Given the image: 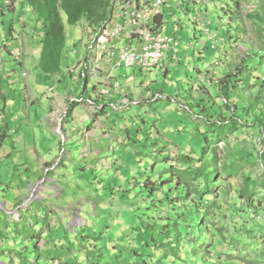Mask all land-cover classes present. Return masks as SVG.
Returning <instances> with one entry per match:
<instances>
[{"label": "rangeland", "instance_id": "obj_1", "mask_svg": "<svg viewBox=\"0 0 264 264\" xmlns=\"http://www.w3.org/2000/svg\"><path fill=\"white\" fill-rule=\"evenodd\" d=\"M6 2L0 0V264H22V256L35 264L33 250L48 255L39 264H264V86L257 72L243 70L264 48V0L168 1L178 6L165 7L157 26L179 40V65L167 73L118 68L111 78L118 86L107 73L102 93L80 67L106 29L84 19L69 25L62 13L61 71L45 78L36 15L20 0L3 8ZM198 13L210 22L215 49L194 21ZM70 102L76 106L66 116ZM212 123L238 129L215 142ZM206 147L208 158L216 157L206 163L208 177L212 168L218 174L198 199L179 184L187 167L180 157L197 158ZM193 207L206 214L209 247L190 252L199 243L196 228L195 247L181 240L172 252L165 235L172 224L187 225ZM21 219L35 238L18 233Z\"/></svg>", "mask_w": 264, "mask_h": 264}, {"label": "trees", "instance_id": "obj_2", "mask_svg": "<svg viewBox=\"0 0 264 264\" xmlns=\"http://www.w3.org/2000/svg\"><path fill=\"white\" fill-rule=\"evenodd\" d=\"M21 5L33 11L36 15L37 22L40 23L41 49L38 56V68L43 76L48 78L61 71L62 52L65 43V27L61 14L63 13L66 16V21L69 25H76L84 19L90 26L95 28L100 27L102 29L103 26L109 23L112 19L113 0H21ZM155 23L158 26H161L162 21L159 16H155ZM243 70L246 73L257 72L261 77L255 76L254 78L259 80L257 83L261 87L264 86V48L259 55H256L253 59L249 60V63ZM245 81L246 83L249 82L247 75ZM75 106L76 103H69L66 116L71 114ZM213 125H217L219 131L215 138V142L217 139L219 140L221 134L224 133V130L227 129L232 133L233 130L238 129L236 123L223 126L218 123H212L211 126ZM208 153V147H206L205 149H202L201 156L197 158L187 154L180 157L181 162L186 164L187 167L185 173H183L182 177L179 179V184L185 186L187 189L188 187L191 188L193 195L198 199H201L203 194L210 190V183L216 174H218L217 169L211 167L213 170L212 177H208L209 173L206 169L210 167L206 163L208 162V164H210L216 162V157L213 156L208 158ZM187 189L185 193L187 192ZM188 215L189 219L187 225L176 227L173 224L170 225L171 230L168 231V234L166 233L165 238L169 244L172 242L175 246L169 247L168 249L172 252H177L181 240L187 241V245L191 244V247L194 248V231L196 228H199L201 234H198L197 237L199 240L198 246L190 252L194 254H203V250H205L206 247L207 249L209 247L204 235L208 232V225L205 219L206 214H200L196 208L193 207L188 212ZM23 222L24 221L21 219L22 230L18 233H21L26 237L28 236L27 238H35L34 229H32L30 225H23ZM5 226H10L13 231H17V226L15 224L10 225L5 223ZM187 227L191 228V232L187 231ZM182 228L183 230H181ZM196 233L198 232L196 231ZM162 234L164 235L163 231ZM259 240L262 247L261 245L259 246L258 252L261 253V255L259 254L258 258L260 259V256H262L264 260V239L259 238ZM31 252L33 259L36 261L35 264H39L43 258L48 256L47 254H41L39 250H33ZM22 262V264H34L32 261L28 262V259H26L25 256H22ZM177 262L180 263V259L176 260V263L169 262L167 264H179ZM192 264H197V261H194Z\"/></svg>", "mask_w": 264, "mask_h": 264}, {"label": "built area", "instance_id": "obj_3", "mask_svg": "<svg viewBox=\"0 0 264 264\" xmlns=\"http://www.w3.org/2000/svg\"><path fill=\"white\" fill-rule=\"evenodd\" d=\"M167 0H113L112 19L103 26L105 30L99 37L102 43L91 41L89 54L85 57V65L81 76L86 78L99 75L97 64L108 65V79L111 72L121 67L142 70H161L168 72L179 65V40L164 33L155 23L156 10ZM114 24L111 25V22ZM194 21L201 26L207 41L217 44L209 29V20L198 13ZM118 86V85H117Z\"/></svg>", "mask_w": 264, "mask_h": 264}, {"label": "crops", "instance_id": "obj_4", "mask_svg": "<svg viewBox=\"0 0 264 264\" xmlns=\"http://www.w3.org/2000/svg\"><path fill=\"white\" fill-rule=\"evenodd\" d=\"M9 1L10 0H7V2L4 4V7L3 8H5L7 5L6 4H8L9 3ZM169 1V4H170V0H167V2ZM173 1V0H172ZM166 2V4L165 5H163L161 8H159V9H157L158 10V12H157V14H159V15H155L156 17L157 16H159V18H160V20L162 21V23L164 22V20H165V17H166V10H165V7H169V9H171L172 7H177L178 5H175V6H166V5H168V3ZM20 5H21V0H20ZM183 5V4H182ZM181 7V6H180ZM197 8H198V6H197ZM156 10V11H157ZM161 30V29H160ZM162 31V30H161ZM78 60H81V59H78ZM102 66H103V69H102V71H103V73L102 72H99V75L98 76H91L90 77V80H89V83H90V87H91V89H93V86H97V90H98V92L99 93H102L103 92V90L101 89V87H103L104 86V83H103V78L105 77V75L108 73V65H107V63H105V64H102ZM81 69V68H80ZM115 71V70H114ZM114 71H112L111 72V77L113 76L112 74H113V72ZM161 71V70H160ZM105 72V73H104ZM162 72H164V71H162ZM169 72V71H168ZM164 73H167V72H164ZM43 75V74H42Z\"/></svg>", "mask_w": 264, "mask_h": 264}]
</instances>
